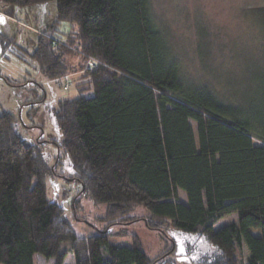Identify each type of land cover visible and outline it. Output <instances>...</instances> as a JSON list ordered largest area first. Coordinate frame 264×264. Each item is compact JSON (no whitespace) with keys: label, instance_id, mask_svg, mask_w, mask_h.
Listing matches in <instances>:
<instances>
[{"label":"trees","instance_id":"obj_1","mask_svg":"<svg viewBox=\"0 0 264 264\" xmlns=\"http://www.w3.org/2000/svg\"><path fill=\"white\" fill-rule=\"evenodd\" d=\"M0 2L56 4L32 57L51 79L82 72L92 95L58 102L62 140L52 143L82 194L105 207L108 225L142 208L148 229L205 244L195 264H264V112L187 81L150 0ZM61 23L70 30L59 32ZM52 173L42 150L16 132L15 117L0 115V264H34L36 254L63 264L69 252L74 264L155 263L136 237L124 247L108 233L76 236L64 208L47 198ZM231 214L235 222L215 228Z\"/></svg>","mask_w":264,"mask_h":264},{"label":"rangeland","instance_id":"obj_2","mask_svg":"<svg viewBox=\"0 0 264 264\" xmlns=\"http://www.w3.org/2000/svg\"><path fill=\"white\" fill-rule=\"evenodd\" d=\"M150 5L187 81L231 95L233 100L254 106L255 112H264V0H150ZM56 16L55 2L22 7L0 2V115L14 116L18 135L36 144L47 165L54 168L55 173L46 180V195L64 208L76 236L108 233L110 244L124 247H131L136 237L154 264H195L198 254L206 250L202 241L169 227L148 229L141 219L145 214L142 208L129 214L127 220L108 225L105 207L82 194L68 156L57 146L62 135L55 126L53 110L59 101L81 94L91 96L92 92L84 91L88 85L81 84L82 72L51 79L32 57L39 34L52 26ZM58 28L61 33L70 30L66 23ZM69 62L76 64L78 56L70 54ZM179 197L186 202L181 190ZM232 221H236L235 214L219 219L215 228ZM68 246L66 243L62 248ZM247 255L244 247V257ZM33 262L55 264L37 254ZM63 264H74L70 252Z\"/></svg>","mask_w":264,"mask_h":264},{"label":"built area","instance_id":"obj_3","mask_svg":"<svg viewBox=\"0 0 264 264\" xmlns=\"http://www.w3.org/2000/svg\"><path fill=\"white\" fill-rule=\"evenodd\" d=\"M63 88L66 90L67 89V86H64Z\"/></svg>","mask_w":264,"mask_h":264}]
</instances>
